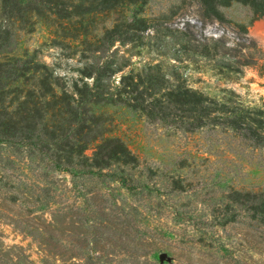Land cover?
Returning <instances> with one entry per match:
<instances>
[{
  "label": "rangeland",
  "instance_id": "rangeland-1",
  "mask_svg": "<svg viewBox=\"0 0 264 264\" xmlns=\"http://www.w3.org/2000/svg\"><path fill=\"white\" fill-rule=\"evenodd\" d=\"M219 2L212 13L200 0H146L61 21L55 0H24V18L9 21L0 0V63H16L6 84L21 97L33 61L57 93L75 96L100 71L107 92L129 75L151 85L145 104L158 101L145 112L89 103L81 123L54 102L37 104L35 145L0 143V264H264V220L245 197L264 193V145L168 102L190 89L224 105V118L264 114V17ZM135 17L146 26L139 41L104 40L105 28ZM103 139L136 161L95 166ZM81 143L86 163L74 154L67 164L62 156Z\"/></svg>",
  "mask_w": 264,
  "mask_h": 264
},
{
  "label": "trees",
  "instance_id": "trees-1",
  "mask_svg": "<svg viewBox=\"0 0 264 264\" xmlns=\"http://www.w3.org/2000/svg\"><path fill=\"white\" fill-rule=\"evenodd\" d=\"M146 0H55V15L61 20H68L73 15H81L84 9L96 11L99 6L103 10L116 11L128 4L145 3ZM217 1L222 6L228 5L230 2H240L250 6L253 15L256 19L264 17V0H200L201 3L207 6V11L215 13L217 8L215 4ZM3 13L9 21H13L14 18L23 19L26 15L27 9L30 7L24 6V0H2ZM68 3V6H66ZM37 9V8H34ZM68 23L59 24L62 31H66L69 27ZM144 20L139 18H132L129 22H115L111 28H105L103 30V37L105 41L112 39H119L121 43L139 41L140 32L145 30ZM6 34L7 33L6 31ZM85 35V34H83ZM19 62V61H16ZM28 63L30 69L33 72V87L26 92L24 97L20 94L22 89L14 87L9 88V84H6L8 77L13 74V70L16 69V63L7 62L0 63V143H16L22 144L33 143L32 135L36 130L37 119L40 117L41 108L37 107V104L41 102L46 106H50L52 102L56 107H65L67 113L75 118L78 123H81L80 115L87 108L89 103L94 102H136V107L142 111H147V107L152 102H158L152 100L150 104L147 102L145 92H149L151 85H146L143 81H133L131 76H122L119 79L118 89L116 94L107 92L102 84L103 74L98 71L97 76L94 79L92 87H88L86 83L82 87L78 88L75 85V96L69 95L66 91L57 93L55 87L57 82L53 80L52 73H50L47 67L43 64L35 62ZM140 83H144L142 89H140ZM150 96V94H148ZM114 96L116 98H114ZM168 102L178 103L181 106H186L190 109L191 113H196L198 119H203L214 114L215 120L222 119L223 122H228L230 128L234 132H238L246 140L255 142L257 145H264V136L260 134V131L264 129V114L259 112L254 114L257 117L248 118L244 114H235L230 112L229 118H224L226 111L225 107L218 105V103L212 99L204 97L203 95L192 91L190 89H179L174 92L168 93ZM6 102H14L12 111L9 112L10 105ZM153 114L151 111L149 112ZM249 121V122H246ZM253 124L251 125L250 124ZM244 131V132H243ZM247 133H246V132ZM26 140V141H24ZM85 146L83 143L70 147L69 152L62 158L66 159V163H72L73 155H77V161L86 163V158L83 159L82 152ZM97 152L94 153L95 161L94 165L103 167L108 164L111 159H117L125 164H130L136 161V158L131 152L126 149L122 142L117 139H103L102 143L97 146ZM76 151V153H73ZM59 163H61L59 161ZM245 197L252 200V209L254 213L259 214L260 218L264 220V193L249 195L245 194Z\"/></svg>",
  "mask_w": 264,
  "mask_h": 264
},
{
  "label": "bare ground",
  "instance_id": "bare-ground-1",
  "mask_svg": "<svg viewBox=\"0 0 264 264\" xmlns=\"http://www.w3.org/2000/svg\"><path fill=\"white\" fill-rule=\"evenodd\" d=\"M260 26H262V25H260ZM263 27V26H262ZM263 37V36H262ZM263 39V38H262Z\"/></svg>",
  "mask_w": 264,
  "mask_h": 264
}]
</instances>
